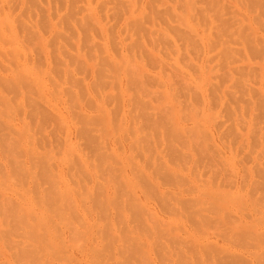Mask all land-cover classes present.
<instances>
[{
    "label": "rangeland",
    "instance_id": "rangeland-1",
    "mask_svg": "<svg viewBox=\"0 0 264 264\" xmlns=\"http://www.w3.org/2000/svg\"><path fill=\"white\" fill-rule=\"evenodd\" d=\"M0 264H264V0H0Z\"/></svg>",
    "mask_w": 264,
    "mask_h": 264
}]
</instances>
